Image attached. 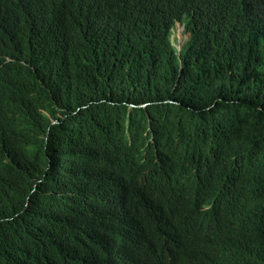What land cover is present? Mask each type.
<instances>
[{"label":"trees","instance_id":"1","mask_svg":"<svg viewBox=\"0 0 264 264\" xmlns=\"http://www.w3.org/2000/svg\"><path fill=\"white\" fill-rule=\"evenodd\" d=\"M90 161L150 206L99 264L175 235L264 264V0H0V264L72 261L92 230L58 198Z\"/></svg>","mask_w":264,"mask_h":264},{"label":"clouds","instance_id":"2","mask_svg":"<svg viewBox=\"0 0 264 264\" xmlns=\"http://www.w3.org/2000/svg\"><path fill=\"white\" fill-rule=\"evenodd\" d=\"M184 43L180 48L177 47L179 51ZM86 166L79 182L63 184L58 198L59 211L64 223L71 226L77 224L78 229L81 230L89 232L90 229L92 230L91 237L90 234L85 233L90 240L77 251L69 264H99L111 258L117 247L125 245L122 238L127 235L128 228L145 217L141 214L139 202L141 199L133 191V180L104 163L90 161ZM183 172L187 176L190 175L187 167H183ZM113 200H116L115 204ZM121 212L128 214L123 217L120 215ZM147 212L153 214L151 208ZM169 231L174 230L169 229ZM175 231L183 233L176 228ZM183 238L176 235L169 236L165 241L151 244L154 247L144 245L136 256L134 249H127V253L116 255L115 264H256L243 259L234 261L230 255L223 256L222 253L217 259L171 258L162 245ZM108 239L114 240L115 245L106 249Z\"/></svg>","mask_w":264,"mask_h":264},{"label":"rangeland","instance_id":"3","mask_svg":"<svg viewBox=\"0 0 264 264\" xmlns=\"http://www.w3.org/2000/svg\"><path fill=\"white\" fill-rule=\"evenodd\" d=\"M172 39L178 48H180L182 44L189 39V33L186 32L183 24L179 22L176 23L172 34Z\"/></svg>","mask_w":264,"mask_h":264},{"label":"bare ground","instance_id":"4","mask_svg":"<svg viewBox=\"0 0 264 264\" xmlns=\"http://www.w3.org/2000/svg\"><path fill=\"white\" fill-rule=\"evenodd\" d=\"M91 185H92V181H91ZM91 187H92V186H91ZM115 195H120V194H119V193H115ZM113 201H114V204H115V201H116V200H113ZM139 202H140V204H141V208H140L141 210L150 207V206H149L148 204H146L143 200H141V201H139ZM127 214H128V213H127ZM127 214L124 213V212H121L120 215H122L123 217H126Z\"/></svg>","mask_w":264,"mask_h":264}]
</instances>
